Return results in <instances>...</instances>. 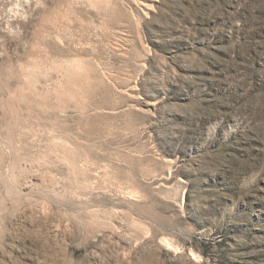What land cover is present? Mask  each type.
<instances>
[{
  "label": "rangeland",
  "instance_id": "374dc122",
  "mask_svg": "<svg viewBox=\"0 0 264 264\" xmlns=\"http://www.w3.org/2000/svg\"><path fill=\"white\" fill-rule=\"evenodd\" d=\"M0 264H264V0H0Z\"/></svg>",
  "mask_w": 264,
  "mask_h": 264
}]
</instances>
